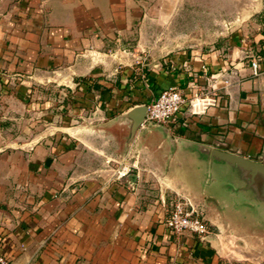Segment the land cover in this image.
<instances>
[{"label": "crops", "instance_id": "0c3cea01", "mask_svg": "<svg viewBox=\"0 0 264 264\" xmlns=\"http://www.w3.org/2000/svg\"><path fill=\"white\" fill-rule=\"evenodd\" d=\"M157 3L0 0V97L13 82L41 115L54 104L24 113L18 144L0 138V251L16 264H264V175L214 153L264 165V29L220 39L212 18ZM171 87L188 100L176 123L133 133L129 112ZM177 195L204 207L207 240L170 231Z\"/></svg>", "mask_w": 264, "mask_h": 264}, {"label": "rangeland", "instance_id": "374dc122", "mask_svg": "<svg viewBox=\"0 0 264 264\" xmlns=\"http://www.w3.org/2000/svg\"><path fill=\"white\" fill-rule=\"evenodd\" d=\"M195 1L153 0V3L158 2L153 12L156 17L170 16L171 19L174 17H186L187 21H193L194 18H199L200 15H202L204 21L212 18L215 28L213 31L218 33L220 39L238 32L242 34L244 27L247 30L249 29L250 33H259L264 29V0H197L196 4L194 3ZM211 1L213 2L212 8L207 6V3ZM145 11L146 7H144ZM186 26L187 32L195 30L193 24L188 23ZM173 27L174 29L172 30H178L177 23H174ZM143 28L145 30L146 26L144 25ZM155 30L163 31V24L156 25ZM210 42V39L202 41L188 40L187 44L192 43L200 46ZM4 85L7 86L6 90L8 92L4 93L5 97H0V138L7 141L8 144H18L24 138L23 135L25 133L23 131L24 120H22L25 116L24 113L28 115L27 121L37 122L42 118V115H47V112L51 115L52 110H54V104L48 111L43 109L44 114L41 115L42 109H39L38 105L33 103V101H36L35 99H28L26 102L23 99L18 101L15 92L16 85L13 82L5 83ZM51 92L54 93V87H52ZM45 124L47 126L54 125V119H48Z\"/></svg>", "mask_w": 264, "mask_h": 264}, {"label": "built area", "instance_id": "2783aa9c", "mask_svg": "<svg viewBox=\"0 0 264 264\" xmlns=\"http://www.w3.org/2000/svg\"><path fill=\"white\" fill-rule=\"evenodd\" d=\"M258 63V58H252L250 60V66L255 75L259 73ZM203 94L204 90L195 92L193 99L190 100L191 104L194 106V103L200 100ZM187 102V97L182 90L174 87L165 89L155 100L147 105L145 120L170 126L176 123ZM166 224L170 231L177 236L190 234L201 240H207L211 234L204 207L182 195H177L172 198ZM0 264L16 263L12 258L0 251Z\"/></svg>", "mask_w": 264, "mask_h": 264}, {"label": "water", "instance_id": "95a60500", "mask_svg": "<svg viewBox=\"0 0 264 264\" xmlns=\"http://www.w3.org/2000/svg\"><path fill=\"white\" fill-rule=\"evenodd\" d=\"M137 113H141V115L138 116L137 118H133L134 119V123L132 125L133 133L144 123L146 119V114H147V105L134 107L129 112V116L133 117V115ZM149 123L157 124L154 122H149ZM214 153L221 159L227 160L233 165H237L244 169L250 170L253 174L261 173L264 175V165L260 163L250 161L243 157H240V156H237L231 153L222 152V151H215Z\"/></svg>", "mask_w": 264, "mask_h": 264}]
</instances>
